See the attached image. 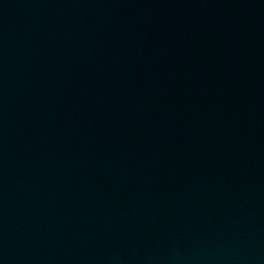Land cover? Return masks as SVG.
Segmentation results:
<instances>
[{
    "label": "water",
    "instance_id": "obj_1",
    "mask_svg": "<svg viewBox=\"0 0 264 264\" xmlns=\"http://www.w3.org/2000/svg\"><path fill=\"white\" fill-rule=\"evenodd\" d=\"M0 264H264V0H0Z\"/></svg>",
    "mask_w": 264,
    "mask_h": 264
}]
</instances>
